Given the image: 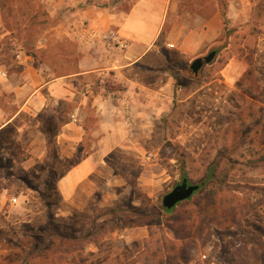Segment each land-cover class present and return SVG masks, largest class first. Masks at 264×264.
I'll return each mask as SVG.
<instances>
[{"label": "rangeland", "instance_id": "1", "mask_svg": "<svg viewBox=\"0 0 264 264\" xmlns=\"http://www.w3.org/2000/svg\"><path fill=\"white\" fill-rule=\"evenodd\" d=\"M4 1L0 125L22 98L13 89L22 84L24 71L35 67L52 77L77 70V35L58 30L68 11L111 7L120 0ZM179 6L173 21L202 27L219 12L222 32L194 57L168 55L169 74H180L170 108L152 107L145 118L127 123L131 135L105 155L92 195L71 201L56 182L85 154L67 162L56 143L59 122L73 118L75 100L60 101L57 112L22 113L0 132V264H264V0H180ZM213 50H218L214 60L194 77V60ZM66 54L69 60L62 61ZM232 57L242 63L236 80L223 72ZM144 77L158 87L166 75L152 71ZM72 81L82 91L84 81ZM91 81L126 87L114 74L93 75ZM37 135L47 143L32 145ZM229 162L234 165L228 185L218 189L214 207L205 204L204 186L172 213L162 211L164 196L184 172L201 184L214 165ZM135 209L154 217L140 218ZM187 235L195 247L190 262L180 250Z\"/></svg>", "mask_w": 264, "mask_h": 264}, {"label": "crops", "instance_id": "2", "mask_svg": "<svg viewBox=\"0 0 264 264\" xmlns=\"http://www.w3.org/2000/svg\"><path fill=\"white\" fill-rule=\"evenodd\" d=\"M123 1L130 4L126 9L120 6ZM179 4L180 0H120L111 7L69 10L58 30L61 29L63 36L77 35V70L49 77L48 72H40L38 68L27 69L23 72L22 84L13 89L22 98L15 113L0 125V132L17 123L22 113L36 117L42 111L57 112L60 101L75 100L70 112L73 118L59 122L56 136L62 158L70 159L78 152H85L57 182L66 199L76 201L81 197L83 200L84 193L92 195L93 176L103 170L105 155L124 145L131 135L127 123L131 125L140 116L145 118L152 107L166 111L170 108L169 99L175 96L177 88L174 76L164 66L168 55L178 51L183 57L191 58L219 38L222 32L219 12L204 21L202 27L192 28L173 21L180 10ZM109 31L117 33L121 44L106 38ZM62 57V61L70 58L68 54ZM155 65L158 67L154 68ZM241 65V61L232 57L223 70L225 76L236 80L241 74ZM152 71H164L166 75L158 87L144 80ZM108 74L124 80L125 89L109 88L106 83L97 86L91 81L93 75L106 77ZM76 77L84 81L82 91H78L72 81ZM42 141L47 143L44 136L37 135L32 145Z\"/></svg>", "mask_w": 264, "mask_h": 264}, {"label": "trees", "instance_id": "3", "mask_svg": "<svg viewBox=\"0 0 264 264\" xmlns=\"http://www.w3.org/2000/svg\"><path fill=\"white\" fill-rule=\"evenodd\" d=\"M7 3L6 1L4 0H0V6L2 7H6ZM12 9L14 8V4L12 3ZM260 7H263V3L260 2L259 4ZM20 8V7H19ZM222 16L223 18L226 17V10H223L222 12ZM18 17V13L16 15V19ZM224 22L226 23V20L224 19ZM256 27V26H255ZM256 30H254L255 32ZM256 33H259V32H256ZM217 53H218V50H215ZM174 77L176 78V80H179L180 78V74H176L174 75ZM196 77V76H194ZM261 159H264V154L261 156ZM59 158L56 157V161H58ZM67 162H69V160L67 159ZM230 164V166H229ZM229 164H226V165H214L211 170H210V173H209V176L207 178V180H205L203 183H201V186H200V189L198 191H196L194 193V195L188 199V200H185L183 202H186V201H190L191 199H193V197L199 193V191L204 187V186H207L208 187V195L209 197L207 198V202L205 203L206 205H208L209 207H214L216 204H217V194L219 193V190L218 189H222L224 186H227L228 185V177L230 175V172L232 171L233 169V165L234 163H230ZM229 166V167H227ZM70 168V167H69ZM51 173L53 175H58L59 174V171L57 170V168L54 167V165L51 167ZM63 175H61L56 182H58V180L62 177ZM183 176L185 177L186 176V173L184 172L183 173ZM210 185V186H209ZM210 187V188H209ZM261 189H264L261 188ZM183 202H180L178 203L175 207L171 208V209H165L163 207L162 211L166 214H169V213H172L176 207L183 203ZM139 215L140 218H143V219H150V218H153L154 216H152L151 214H144L142 212H139L137 209H135ZM184 241H187L185 242V248H181V255L185 258V261L187 262H190L193 260L194 258V255L191 253V251L195 250V247H194V241H189V235L185 236L184 238ZM183 246V247H184Z\"/></svg>", "mask_w": 264, "mask_h": 264}, {"label": "water", "instance_id": "4", "mask_svg": "<svg viewBox=\"0 0 264 264\" xmlns=\"http://www.w3.org/2000/svg\"><path fill=\"white\" fill-rule=\"evenodd\" d=\"M217 52L211 51L208 55L198 57L192 63V70L196 76L203 66L211 63ZM201 184L190 183L187 177H184L179 184H177L170 192H168L163 198V207L165 209H171L178 203L190 199L196 191L200 189Z\"/></svg>", "mask_w": 264, "mask_h": 264}, {"label": "built area", "instance_id": "5", "mask_svg": "<svg viewBox=\"0 0 264 264\" xmlns=\"http://www.w3.org/2000/svg\"><path fill=\"white\" fill-rule=\"evenodd\" d=\"M106 38H107L108 40H110L111 42H116L117 44H121L120 39H119L117 33L114 32V31H109V32L106 34Z\"/></svg>", "mask_w": 264, "mask_h": 264}, {"label": "flooded vegetation", "instance_id": "6", "mask_svg": "<svg viewBox=\"0 0 264 264\" xmlns=\"http://www.w3.org/2000/svg\"><path fill=\"white\" fill-rule=\"evenodd\" d=\"M191 183V182H190Z\"/></svg>", "mask_w": 264, "mask_h": 264}]
</instances>
